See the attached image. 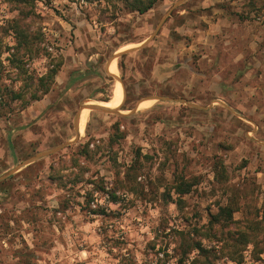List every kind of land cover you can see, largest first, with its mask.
<instances>
[{"label":"rangeland","instance_id":"374dc122","mask_svg":"<svg viewBox=\"0 0 264 264\" xmlns=\"http://www.w3.org/2000/svg\"><path fill=\"white\" fill-rule=\"evenodd\" d=\"M13 19L28 49L18 46ZM123 51L114 75L106 63ZM56 65L41 99L23 106L6 98L14 89L26 99ZM78 73L86 74L67 86ZM117 82L118 113L85 107L74 141L80 106L101 104ZM1 94L0 177L12 172L0 179V264H177L175 229L204 223L234 192L242 205L264 204V0H160L144 13L123 0H34L26 17L0 0ZM116 124L125 137L111 144ZM86 131L100 146L85 163L93 182L68 188L61 167ZM136 150L146 156L125 191ZM53 170L67 188L49 179ZM177 174L197 181L180 207L172 190L162 195ZM86 192L106 214L83 208ZM260 257L247 250L240 263L216 264H264Z\"/></svg>","mask_w":264,"mask_h":264},{"label":"trees","instance_id":"16d2710c","mask_svg":"<svg viewBox=\"0 0 264 264\" xmlns=\"http://www.w3.org/2000/svg\"><path fill=\"white\" fill-rule=\"evenodd\" d=\"M14 4L15 7L28 16L34 4V0H7ZM160 0H123L125 8L130 11H137L138 13L147 12ZM242 19V16H240ZM23 19V18H22ZM21 20L13 19L11 27L19 37L18 46L29 48L31 41L27 32L20 26ZM124 55V54H123ZM59 71V65L49 67L47 72L40 77L35 78L36 84L34 90L31 91L29 97L25 99L22 90L11 89L6 96L9 101L21 100L23 106H26L31 100H39L45 95L54 83V78ZM86 73H78V75L70 77L67 86L74 83L78 78H81ZM110 78V77H109ZM29 87V86H28ZM27 87V88H28ZM7 90V89H6ZM40 92V93H38ZM0 100H4V95L1 94ZM103 101H108L109 97H104ZM8 101L5 105H8ZM1 104V103H0ZM2 107V106H1ZM113 132L109 136V141L112 144L119 139L125 137V134L120 130V125H113ZM87 138L83 141L75 143L68 148L73 147L72 153L69 154L68 165L61 167L67 170L69 179L68 188H73L81 182L92 183L91 179L85 178L87 167L85 163L90 162L100 152V146L91 142L93 137H89V131H86ZM109 144V145H111ZM140 150H136L134 158L131 159L128 166L123 172L124 182L120 184L125 191L134 189V184L131 181V174H135L140 167L141 158H144ZM141 159V160H140ZM115 160V159H114ZM31 165H28L29 168ZM50 169H53L52 166ZM75 170V171H73ZM118 174V173H117ZM119 176V174H118ZM220 181L223 180V172H219ZM62 176L55 175L53 170L49 176L51 180H57L61 183L60 188H67V182L61 180ZM90 180V181H87ZM197 181L195 178L186 179L182 174L174 175L171 185H168L166 191L163 192V199L166 196H171L169 190L175 195L173 203L180 207L184 203L183 196L190 194ZM104 190V187H100ZM119 187L116 186L115 189ZM114 191V190H113ZM109 192L112 201H115V192ZM116 191V190H115ZM93 200L91 192H86L83 208L90 210L96 214H106L105 209L101 208L97 211L92 209L90 202ZM166 201V199H165ZM250 201V202H249ZM244 202L243 205L239 203V195L237 193L230 194L224 203L216 204L215 210L207 212L206 221L202 224H193L189 229H175V244L174 252L178 256L177 264H185L189 258V264H216V260L224 257L230 261L240 263L243 260L244 252L250 250L251 254L256 260H260V256L264 253V204L257 207L251 200ZM93 204V203H92ZM242 211V217L237 219L234 214ZM108 214V213H107ZM110 214V213H109ZM168 248V247H167Z\"/></svg>","mask_w":264,"mask_h":264},{"label":"water","instance_id":"95a60500","mask_svg":"<svg viewBox=\"0 0 264 264\" xmlns=\"http://www.w3.org/2000/svg\"><path fill=\"white\" fill-rule=\"evenodd\" d=\"M123 52H119V53H116L114 56H112L106 63V68L109 67L110 63L112 62V60L121 55ZM147 99H156V100H160L162 99V97L160 96H156V97H153V98H147ZM89 108L91 110H96V111H101V112H105V113H118L117 111V108H111V107H107V106H104V105H101V104H82L80 106V109L75 117V121H74V126H75V136H74V141L78 140L79 137H80V133H79V119H80V111L83 109V108ZM72 141H65L63 143H60L50 149H47V150H44V151H41V152H38L36 153L34 156H31L30 158L26 159L25 161H23L21 163V165H28L32 162H34L36 159L40 158V157H44V156H47L67 145H69ZM12 171H8L6 172L5 174H3L0 179L6 177L9 173H11Z\"/></svg>","mask_w":264,"mask_h":264},{"label":"crops","instance_id":"0c3cea01","mask_svg":"<svg viewBox=\"0 0 264 264\" xmlns=\"http://www.w3.org/2000/svg\"><path fill=\"white\" fill-rule=\"evenodd\" d=\"M108 68H110V73L116 75L118 70H117L115 58L112 60V62L110 63ZM108 68H107V70H108ZM117 83H118V91H117L116 95H114L115 94L114 92L116 91L115 86ZM117 83L113 87L112 95L109 98V100L102 102L101 103L102 105L107 106V107H113L118 102V97L120 96V93H121V86H120L119 82H117ZM82 110H84V108Z\"/></svg>","mask_w":264,"mask_h":264}]
</instances>
